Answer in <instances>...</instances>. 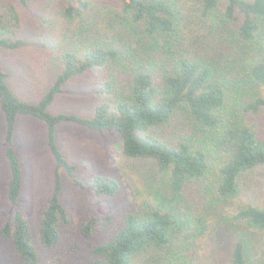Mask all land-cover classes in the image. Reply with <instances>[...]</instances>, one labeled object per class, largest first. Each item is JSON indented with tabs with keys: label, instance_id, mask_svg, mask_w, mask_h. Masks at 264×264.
Returning <instances> with one entry per match:
<instances>
[{
	"label": "trees",
	"instance_id": "1",
	"mask_svg": "<svg viewBox=\"0 0 264 264\" xmlns=\"http://www.w3.org/2000/svg\"><path fill=\"white\" fill-rule=\"evenodd\" d=\"M19 1L27 6L29 0ZM116 1L119 9L78 0L60 10L65 22L79 27L73 28L72 44L59 55L60 72L42 99L31 102L17 96L0 65L9 200L17 205L23 186L15 148L20 116L45 124L55 160L53 194L41 213V241L48 248L59 244L60 226L71 224L60 200L62 169L98 196L112 197L120 190L112 178L98 176L86 183L76 177L77 167L57 143L58 126L69 122L115 133L125 156L154 162L159 177L155 202L129 213L107 242L91 245L89 264H204L201 243L210 229L224 224L237 231V222H244L264 230V207L252 204L236 211V226L224 216L225 204L240 194L241 175L264 165V141L241 115L264 111V94L259 93L264 91V0ZM25 45L16 7L0 0V49ZM91 71L105 72L98 87L105 102L94 114L51 113L68 83ZM182 112L193 133L165 139L153 134ZM192 184L200 186L205 198L201 205L188 197ZM112 221L108 215L90 216L81 231L91 237ZM0 236L13 240L22 261L40 263L23 212L16 211L0 227ZM254 249L240 236L232 264H260Z\"/></svg>",
	"mask_w": 264,
	"mask_h": 264
},
{
	"label": "rangeland",
	"instance_id": "2",
	"mask_svg": "<svg viewBox=\"0 0 264 264\" xmlns=\"http://www.w3.org/2000/svg\"><path fill=\"white\" fill-rule=\"evenodd\" d=\"M13 4L20 17L21 37L26 45L8 51L0 49V65L9 74L8 85L17 96L31 102L42 99L54 83L61 69L59 55L72 44L71 26L62 18L60 10L74 5L78 0H29L24 6L19 0ZM103 9H119L116 0H90ZM95 22V20H91ZM75 29V31H76ZM65 35L67 38H65ZM105 77L104 71H91L71 80L65 92L50 107L53 114L66 113L91 117L96 108L105 102L98 87ZM259 90L260 94L264 91ZM183 113V112H182ZM244 123L254 127L264 141V111L244 115ZM193 125L183 114L159 130L155 136L163 139L179 138L193 133ZM45 124L31 117H19L15 148L21 161L23 186L17 205L8 196L11 172L5 157V117L0 101V227L14 218L16 211L23 212L29 220L32 243L39 264H89L92 260L88 248L107 242L129 213L144 209L146 202H155L153 192L159 177L152 160L128 158L115 133H100L74 123H62L57 128L56 139L67 160L77 167L76 177L88 183L98 176L115 179L119 192L112 197L98 196L89 188L79 187L66 170L60 171L62 182L61 203L70 219V225H61V240L52 248L41 241V213L54 190L55 160L48 145ZM240 194L225 205L224 216L236 226V211L249 205L264 207V165L240 177ZM188 197L197 205L203 204L200 186L192 184ZM110 216L112 224L100 228L91 237H85L81 224L90 216ZM224 225V224H223ZM212 228L202 241L201 257L204 264H232V251L240 236L247 238L254 249V257L264 264V230L237 222L238 230L230 226ZM142 264L136 261L135 264ZM0 264H27L17 253L12 239L0 236Z\"/></svg>",
	"mask_w": 264,
	"mask_h": 264
},
{
	"label": "crops",
	"instance_id": "3",
	"mask_svg": "<svg viewBox=\"0 0 264 264\" xmlns=\"http://www.w3.org/2000/svg\"><path fill=\"white\" fill-rule=\"evenodd\" d=\"M21 117H29V116H21ZM31 118H33V117H31ZM35 119V118H34ZM18 125V124H17ZM5 126H6V120H5ZM5 135H6V133H5ZM15 138H16V136H15ZM4 145H5V141H4ZM5 157H6V155H5ZM6 160H7V158H6ZM7 162H8V160H7ZM9 164V163H8ZM9 168H10V166H9ZM10 172H11V170H10Z\"/></svg>",
	"mask_w": 264,
	"mask_h": 264
}]
</instances>
